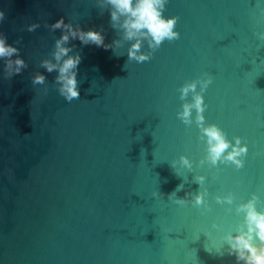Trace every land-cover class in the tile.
<instances>
[{"label": "water", "instance_id": "1", "mask_svg": "<svg viewBox=\"0 0 264 264\" xmlns=\"http://www.w3.org/2000/svg\"><path fill=\"white\" fill-rule=\"evenodd\" d=\"M262 10L264 0H169L163 15L178 17L180 38L142 63H127L134 41L105 49L70 40V54L82 59L80 98L67 102L54 84L58 72L40 67L62 35L44 25L63 17L103 29L112 44L121 33L109 9L97 0H0V33L28 64L9 80L0 60V264H236L227 246L223 256L214 249L242 222L237 204L253 193L264 202V42L254 35L264 31ZM32 23L40 27L28 32ZM36 72L45 85L32 84ZM205 72V122L247 144L239 170L198 166L206 142L195 110L191 126L177 117L178 89ZM182 155L193 170L177 165V176L171 163ZM197 175L206 177L204 214L168 198L181 183L178 198L202 191ZM229 193L232 205L216 203Z\"/></svg>", "mask_w": 264, "mask_h": 264}, {"label": "clouds", "instance_id": "2", "mask_svg": "<svg viewBox=\"0 0 264 264\" xmlns=\"http://www.w3.org/2000/svg\"><path fill=\"white\" fill-rule=\"evenodd\" d=\"M169 0H97L101 8H107L110 11L111 27L121 33V38L114 40L112 44H105V37L100 31L89 29L83 30L79 24L66 23L64 18L56 20L52 24L45 23V27L55 32L61 30L62 35L55 39L54 48L49 54L51 58L41 60L40 67L48 73L58 72L54 78V84L59 94L67 102L80 98L78 88L77 71L81 63V55L74 52L75 45L68 47L70 40L78 39L82 45L94 44L97 47L105 49L120 47L123 42L134 41L127 49L128 61L142 63L149 61L153 54L161 47L164 41H174L180 38V33L175 30L178 17L165 18L163 15ZM264 11V10H262ZM5 14L0 11V23L5 20ZM40 27L39 23L27 25L28 32H34ZM254 35L261 42H264V31H256ZM7 37L0 33V60L4 61L3 73L5 79H11L14 75L20 74L28 68L26 61L20 57V49L8 44ZM145 42L149 51H142ZM22 37L14 41V44H21ZM212 83V76L207 72L195 80L184 83L179 89L180 100L184 101L182 110L177 112V117L184 125L191 126L193 123L192 112L195 110V124L200 130L201 141L206 142V155L199 161L198 166L208 163L216 167L219 164H230L237 170L245 166V157L248 154L247 144H242L240 137H234L235 143L227 139V134L216 124H206L203 113L207 108L204 101V93ZM32 84L45 85L46 76L36 72L32 77ZM199 85V91L197 87ZM47 92V87L45 88ZM191 95V102L187 98ZM180 165L189 172L193 170V162L187 156H180L178 161L171 163V168L177 176ZM184 178V177H183ZM184 181L186 179L184 178ZM200 186V189L191 199L178 198L177 192L183 190L184 184L181 183L169 194L168 198L173 199L175 204L186 206L192 204L196 207H202V214L210 211V205L205 197L208 195V189L204 187L206 177L197 175L193 180ZM189 194H186V196ZM235 197L232 193L221 196L217 195L215 201L218 204L232 205ZM264 204L260 197L255 193L247 202H241L236 205L235 213L243 217L234 231H228L220 237V246L215 248V252L223 256L225 246L227 255L234 256L236 264H264V207L258 205ZM229 213L232 208L226 209ZM214 229L219 228L213 224ZM209 252L213 250L207 249Z\"/></svg>", "mask_w": 264, "mask_h": 264}]
</instances>
